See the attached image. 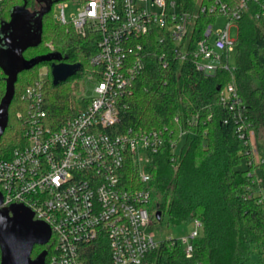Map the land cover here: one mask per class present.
Instances as JSON below:
<instances>
[{"label": "built area", "instance_id": "2783aa9c", "mask_svg": "<svg viewBox=\"0 0 264 264\" xmlns=\"http://www.w3.org/2000/svg\"><path fill=\"white\" fill-rule=\"evenodd\" d=\"M249 1L257 0L231 4L204 0L192 11L181 9L176 0H77L69 14L61 7L56 22L95 38L89 69L73 79L80 89L72 87L70 112L59 120L46 106L47 67L42 76L38 71L19 93L24 105L15 111L23 126V143L8 157H0V206L23 204L34 219L49 226L47 243L52 247L47 264H154L150 253L164 239L148 230L155 223V212L148 207L153 189L145 170L147 156L167 143L174 155L189 130L179 124L178 116L173 117L176 139L166 126L120 127L149 55L145 39L149 33H159L164 50L156 58L162 67L173 57L189 58L205 75L233 68L237 21ZM199 14L212 20L194 38L191 33ZM254 17L264 35V0ZM231 27L235 37L230 36ZM220 102L232 111L234 131L247 145L253 127L243 121L245 107L233 81L221 91ZM194 122L191 118L187 124ZM128 162L137 170L139 187L126 188L122 183ZM252 163L250 155L247 165ZM190 224L188 235L177 238L186 257L192 255L193 240L201 231L199 220Z\"/></svg>", "mask_w": 264, "mask_h": 264}, {"label": "trees", "instance_id": "16d2710c", "mask_svg": "<svg viewBox=\"0 0 264 264\" xmlns=\"http://www.w3.org/2000/svg\"><path fill=\"white\" fill-rule=\"evenodd\" d=\"M38 5L36 0H3L0 22L7 20L15 5ZM60 1V0H59ZM181 9L192 11L204 0H176ZM233 3L236 0H224ZM263 0L249 1L248 9L237 21L233 68L218 69L211 75L195 69L188 58L173 57L162 67L156 55L164 50L158 32L149 33L145 50L149 52L144 68L134 83L119 124L120 127L161 128L172 130L176 139L173 117L189 130L174 155L165 144L158 152L148 154L145 170L152 187L151 210L159 211L158 223L173 225L201 223L200 234L193 240V252L186 257L177 238L164 239L150 253L154 264H243L255 253L264 254V160L240 168L243 142L234 131L232 111L223 107L220 93L233 81L238 99L244 105L245 123L264 131V35L255 12ZM50 11L42 17L41 41L23 51L26 59L51 51L59 52L62 60L79 63L80 67L67 80L54 85L50 63L41 62L17 74L14 95L8 107V121L0 138V157H8L12 149L23 143V126L15 111L23 107L19 93L46 66V106L58 120L69 114L73 102L70 81L89 69V57L96 41L90 35L77 34L70 25L56 22ZM212 17L199 14L191 36L199 38ZM193 34V35H192ZM169 55V52H168ZM5 75L0 70V98L4 93ZM13 109V113H11ZM195 118L193 125L187 121ZM122 183L126 188L139 187L137 170L128 162L123 169ZM51 243L34 245L31 257L46 250Z\"/></svg>", "mask_w": 264, "mask_h": 264}, {"label": "water", "instance_id": "95a60500", "mask_svg": "<svg viewBox=\"0 0 264 264\" xmlns=\"http://www.w3.org/2000/svg\"><path fill=\"white\" fill-rule=\"evenodd\" d=\"M38 8L26 10V3L15 5L9 9L11 23L25 20L17 29L19 35L13 40L7 34L0 37V70L5 75L4 93L0 98V138L8 121V107L14 95V83L17 74L41 62L50 63V75L54 85L67 80L80 67L79 63L62 61L59 52L51 51L26 59L23 51L36 46L41 41L42 17L50 11L58 0H36ZM4 21L0 22V25ZM9 25V23H7ZM8 37V38H7ZM2 194L0 192V204ZM159 219V211L155 212ZM50 237L49 226L33 218L32 211L23 204L0 206V264H43L46 250L42 249L35 257H31L34 245H44Z\"/></svg>", "mask_w": 264, "mask_h": 264}, {"label": "rangeland", "instance_id": "374dc122", "mask_svg": "<svg viewBox=\"0 0 264 264\" xmlns=\"http://www.w3.org/2000/svg\"><path fill=\"white\" fill-rule=\"evenodd\" d=\"M77 5H78L77 0H60L59 2L54 3L51 10L53 19L55 21L57 20V16L61 12V7H63L66 14H69L76 8ZM38 7L39 5L35 4L34 6L26 7L27 8L26 10L31 11L32 9ZM23 18L21 17V22L17 21L15 23L13 22L11 23L10 17H8L7 20H4V22L0 25V37H2L4 34H7V36H9V39L14 41V39L17 38V36L19 35L17 29L21 28L23 26V23H25V20ZM223 20H224L223 18L220 19L218 24L221 25V23L224 22ZM7 23H9V25H7ZM229 32L231 37H235L234 27H231ZM233 55L234 53L232 54V56ZM44 72L46 73V67L42 66L39 69V75L42 76ZM69 83L71 88L77 87V89H80V87L76 85V83L73 82V80L70 81ZM11 111H12L11 113H13V109ZM183 140L184 138L180 140L177 149L180 148ZM242 155H243L241 158L242 162L239 165L240 168H243L245 165H247L248 160L250 159V155L254 158V163L250 164L249 166L257 165L264 160V131L262 130L255 131V129L253 128V132L251 133L249 143L247 145L244 144ZM148 207L151 209V204ZM191 228H192L191 224L185 222L173 224V225H167L164 222L158 223L155 221V223L152 226H150L148 230L155 234L156 239L161 240V239H166L168 237L183 238L188 235ZM243 264H264V254L255 253L251 256V258L248 261H246Z\"/></svg>", "mask_w": 264, "mask_h": 264}, {"label": "flooded vegetation", "instance_id": "af4514ba", "mask_svg": "<svg viewBox=\"0 0 264 264\" xmlns=\"http://www.w3.org/2000/svg\"><path fill=\"white\" fill-rule=\"evenodd\" d=\"M38 5H39V3H38ZM52 6H53V5H52ZM62 61L69 62V61H67V60H64V59H63ZM69 63H71V62H69ZM40 246H42V245H40Z\"/></svg>", "mask_w": 264, "mask_h": 264}]
</instances>
